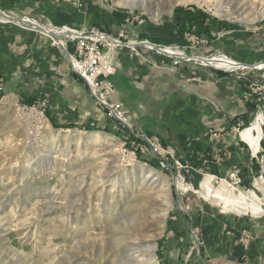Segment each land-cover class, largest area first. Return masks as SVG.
I'll list each match as a JSON object with an SVG mask.
<instances>
[{
    "label": "rangeland",
    "instance_id": "374dc122",
    "mask_svg": "<svg viewBox=\"0 0 264 264\" xmlns=\"http://www.w3.org/2000/svg\"><path fill=\"white\" fill-rule=\"evenodd\" d=\"M38 1L43 6L49 0ZM51 1L62 5L57 11H91L86 26L100 31L109 28L115 19L130 27L142 22L160 24L175 11L201 12L203 19L220 25L253 28L264 24V17L253 20L263 12L264 0H181L173 4L169 0H137L133 9L115 5L122 0ZM87 2L91 5L88 9ZM31 22L49 25L40 20ZM55 28L57 32L63 26ZM119 34L117 38L127 44L129 41H123L125 33ZM143 42H129L130 54L139 55L137 48L143 47ZM161 50L164 53L157 52L167 56L166 50ZM3 93L2 87L0 264H206L208 245L213 243L210 235L216 230L228 234V217L248 214L264 219V157L259 159L254 181H243L239 169L221 181L210 177L214 188H228L231 196L248 195L252 190L262 210L258 214L235 207L231 200L214 193L207 197L200 194V182H186L172 149L157 136L144 135L126 116L131 129L115 123L114 132L60 130L49 126L46 109L45 120L37 121L31 107L42 99L29 104L16 97H4ZM261 114L264 118L263 111ZM250 128L257 131V126ZM260 133L256 151L247 143L256 154L264 141V119ZM250 134L258 136V132ZM52 136L61 141L50 142ZM92 136L100 142H82ZM152 137L158 139L161 154L146 145L144 140ZM132 168L152 169L157 180L149 182ZM200 203L202 207H197ZM193 205L207 214L194 218ZM250 236L247 231L240 232L235 236L236 243H248ZM150 257L154 260L145 261Z\"/></svg>",
    "mask_w": 264,
    "mask_h": 264
},
{
    "label": "crops",
    "instance_id": "0c3cea01",
    "mask_svg": "<svg viewBox=\"0 0 264 264\" xmlns=\"http://www.w3.org/2000/svg\"><path fill=\"white\" fill-rule=\"evenodd\" d=\"M90 7L87 2L85 8ZM61 8L51 0L43 6L38 0H0V12L12 18L78 31L96 28L86 26L91 11H57ZM194 12L175 11L156 25L142 22L130 27L115 19L106 30L96 28L112 38L123 31L124 42L146 41L198 60L173 65L171 58L155 50L138 47L140 54L132 55L127 47H119L110 77L112 100L122 104L125 116L144 135L157 136L172 149L190 185L205 177L224 180L235 169L243 181H254L259 159L264 157V141L254 153L236 126L243 121V130L250 128L260 107L264 112V92L259 96L253 91L264 86V70L255 68L264 65V24L242 28L211 23L208 18L200 23ZM218 55L246 69L229 72L208 64ZM0 82L4 97L29 104L45 99L51 127L116 130L115 122L106 118L83 82L69 71L62 48L42 33L2 19ZM196 208L194 218L207 214ZM226 220L228 234L216 230L210 235L213 243L208 245L206 264H264V219L244 214ZM239 231L251 234L248 243H236Z\"/></svg>",
    "mask_w": 264,
    "mask_h": 264
},
{
    "label": "built area",
    "instance_id": "2783aa9c",
    "mask_svg": "<svg viewBox=\"0 0 264 264\" xmlns=\"http://www.w3.org/2000/svg\"><path fill=\"white\" fill-rule=\"evenodd\" d=\"M47 28L51 31H54L49 27ZM59 31L57 32H70L68 36L69 52L66 53L69 71L72 74L78 76L84 82L85 86L88 89L90 97L97 107L102 109L106 113V115L111 118L116 124H121L125 128L131 129L129 123L125 118L122 104L112 100L114 87L110 80V77L115 71L114 49L120 46L127 47L129 46L128 44H130L129 42L125 44L121 41L124 36L123 33L119 34V38L121 39L117 38L109 40V36L102 32H99L96 29L78 31L66 29L63 27V29ZM143 47L149 49L152 48L153 50L152 45H149L148 42H145L143 44ZM133 52H135V50ZM166 55L172 59L173 65H177L181 61L196 62V58L173 50H166ZM213 60H216L215 62H218V64L216 63L215 65H212V63L210 62ZM207 62L215 68L227 70L229 72H235L238 70L244 71L246 69L245 67H240L241 65H239L238 63L227 59V57L225 56L210 58ZM255 68L264 70V65H259ZM1 86L2 84L0 82V91L2 89ZM253 89L254 93L257 94H261L264 92V86ZM46 107L47 101H45V99H42V101L36 102L32 105L31 109L36 112L35 117L38 122L39 120H41L42 122L45 120ZM262 125L263 116L261 112H258L254 120L250 124V127L257 126L260 130H262ZM238 126L242 127L243 122L239 121ZM251 131L252 133L257 135V131L255 129ZM144 141H146V145L150 147V150L154 149V151L158 154H161L163 152L161 149L158 151L159 142L157 138L152 137L145 139Z\"/></svg>",
    "mask_w": 264,
    "mask_h": 264
},
{
    "label": "bare ground",
    "instance_id": "6f19581e",
    "mask_svg": "<svg viewBox=\"0 0 264 264\" xmlns=\"http://www.w3.org/2000/svg\"><path fill=\"white\" fill-rule=\"evenodd\" d=\"M142 2V5L144 4V1H141ZM174 2H181V0H169V4H173ZM139 2L137 0H122V2H117L115 5L116 6H121V7H127V8H130V9H133L136 7V5L138 4ZM145 3H147V1L145 0ZM263 12L259 15V17H255L253 18V20L255 19H261L264 17V10H262ZM17 19V18H16ZM27 21H31V20H28V19H25ZM19 27V26H18ZM43 27V26H42ZM45 27V26H44ZM43 27V28H44ZM51 28V29H56V28H53L51 26H48L46 25L45 28ZM44 28V29H45ZM48 31H51L49 29H47ZM55 31V30H54ZM54 31H51L52 33H55L58 37L57 39H53L51 37H49L48 35H46L47 37L51 38L52 40V43L57 46V47H60L62 48L63 52L66 53L69 52V42H65L64 39H62V37H66L67 40H68V36L70 34L69 31H65L64 34H60L59 32H54ZM45 35V34H44ZM111 39V38H110ZM62 43V44H61ZM67 58V57H66ZM216 61V60H215ZM214 60L211 61L210 63L213 64V62H215ZM216 63V62H215ZM75 75V74H74ZM76 76V75H75ZM78 77V76H76ZM79 78V77H78ZM80 79V78H79ZM81 80V79H80ZM111 80V79H110ZM82 81V80H81ZM83 82V81H82ZM84 84V82H83ZM85 85V84H84ZM86 87V86H85ZM87 88V87H86ZM88 90V89H87ZM89 93V92H88ZM90 95V94H89ZM264 119V118H263ZM243 122V121H242ZM244 125V123H243ZM236 129L237 131H241L243 129V126L242 127H239L238 126V123H237V126H236ZM250 131H251V128L250 129H245L244 131L241 132L240 136H241V139L243 141H245L246 143H248L250 145V147L256 151L257 149V146H258V140H259V135L261 134L260 133V129L259 127H257V132H258V136L257 137H253L251 134H250ZM38 134V133H37ZM50 139H48L50 142H59L61 141V139H56V137H49ZM79 141V139L77 140ZM76 141V144H78ZM84 141V143L88 144V143H98L100 142V138H98L97 136H92V137H88V138H84L82 140V142ZM133 172H137V173H140L141 174V177L143 179H147V181L151 182V181H156L157 178H156V172L152 169H144V168H132ZM144 181V180H143ZM211 179L210 177H205L201 183H200V188L198 190V192L204 196H208V195H212L214 193L215 196L221 198V199H225V200H231L229 202H231L230 204L231 205H234L235 207H238V208H242L243 210H250V211H255V212H258V214L262 213V210L258 204V201H257V196L255 195V193L250 190L248 192V195H246L247 193H239L237 196H231V192L228 190V188H225V187H217V188H214L212 183H211ZM255 185H258V182L255 183ZM205 197V198H206ZM168 205H170V203L168 202ZM166 214V213H165ZM257 214V213H256ZM148 260V261H152L154 260L153 257H150V258H147L145 259V261Z\"/></svg>",
    "mask_w": 264,
    "mask_h": 264
},
{
    "label": "water",
    "instance_id": "95a60500",
    "mask_svg": "<svg viewBox=\"0 0 264 264\" xmlns=\"http://www.w3.org/2000/svg\"><path fill=\"white\" fill-rule=\"evenodd\" d=\"M0 17L9 21V22H12V23H16L24 28H28V29H32V30H35L39 33H42V34H45V35H48L49 37L53 38L54 40L57 39V35L55 33H52L51 31H48L46 29H44L42 26H39L31 21H27L25 19H16V18H12L8 15H5L3 13L0 12ZM109 40H111L109 38ZM153 49H155L156 51L160 52V53H164L160 48H157L155 46H153Z\"/></svg>",
    "mask_w": 264,
    "mask_h": 264
},
{
    "label": "trees",
    "instance_id": "16d2710c",
    "mask_svg": "<svg viewBox=\"0 0 264 264\" xmlns=\"http://www.w3.org/2000/svg\"><path fill=\"white\" fill-rule=\"evenodd\" d=\"M199 14V17H200V20L202 21L201 23H203L204 22V14H202L201 12L200 13H198Z\"/></svg>",
    "mask_w": 264,
    "mask_h": 264
}]
</instances>
